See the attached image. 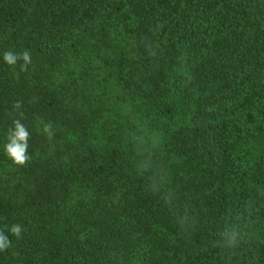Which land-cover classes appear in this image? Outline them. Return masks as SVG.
Masks as SVG:
<instances>
[{
    "label": "trees",
    "instance_id": "trees-1",
    "mask_svg": "<svg viewBox=\"0 0 264 264\" xmlns=\"http://www.w3.org/2000/svg\"><path fill=\"white\" fill-rule=\"evenodd\" d=\"M0 230V264H264V0H0Z\"/></svg>",
    "mask_w": 264,
    "mask_h": 264
},
{
    "label": "clouds",
    "instance_id": "clouds-1",
    "mask_svg": "<svg viewBox=\"0 0 264 264\" xmlns=\"http://www.w3.org/2000/svg\"><path fill=\"white\" fill-rule=\"evenodd\" d=\"M4 61L9 66H15L18 61H23L20 65L21 71H27L28 65L32 62L31 53L24 51L20 54L13 52H5L3 56ZM14 109H19L21 107V102L17 101L13 105ZM21 117L23 113H20ZM43 132L47 134L49 140L54 136L52 124L45 123L43 125ZM30 139V133L27 127L21 123L20 119L13 121V127L8 130L7 133V143L4 146L5 154L10 159L14 165L19 167H24L26 163L30 160V156L27 154L28 141ZM21 226L19 224L12 225L10 232L19 238L21 233ZM235 243L233 238L230 244ZM10 245V241L6 235H4L3 230H0V250Z\"/></svg>",
    "mask_w": 264,
    "mask_h": 264
}]
</instances>
